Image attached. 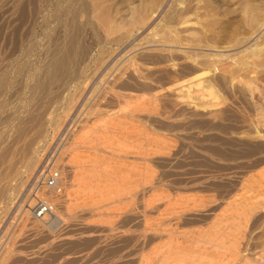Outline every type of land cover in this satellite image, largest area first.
Returning <instances> with one entry per match:
<instances>
[{"label":"rangeland","instance_id":"rangeland-1","mask_svg":"<svg viewBox=\"0 0 264 264\" xmlns=\"http://www.w3.org/2000/svg\"><path fill=\"white\" fill-rule=\"evenodd\" d=\"M15 1L0 0V264L221 262L197 249L211 238L199 232L212 217L213 183L229 182L247 158L213 154L210 146L227 151V144H220L225 139L216 135L229 137L234 150L243 146L236 144L247 111L243 72L233 86L222 81L228 76V56L241 55L236 52L248 42L245 5L251 3L258 11L264 0H123L116 10L113 4L104 7L108 22L81 13L84 29L77 54L83 57L77 55L71 65L75 72L46 85L20 72L24 50L29 48L31 62L45 55L54 38H63L67 20H56L61 8L79 6L75 0ZM140 7L144 21L137 20ZM260 30L262 35L264 24ZM165 44L174 45L169 52L178 58L177 70L161 59L168 53L162 50ZM189 54L220 58L215 66L219 91L191 92L195 104L208 105L203 111L166 89L158 91L160 84L190 74L179 75L190 68ZM131 58L135 62L128 66ZM142 60L150 64L142 65ZM28 68L35 73L34 65ZM146 81L156 87L141 95L138 89ZM34 157L39 159L27 175ZM50 158L56 161L59 190L39 194L55 203L53 215L45 219L32 215L27 190L31 177ZM241 198L264 206V192ZM202 213L209 216L205 223L199 221Z\"/></svg>","mask_w":264,"mask_h":264},{"label":"bare ground","instance_id":"bare-ground-1","mask_svg":"<svg viewBox=\"0 0 264 264\" xmlns=\"http://www.w3.org/2000/svg\"><path fill=\"white\" fill-rule=\"evenodd\" d=\"M18 1L23 2L25 0H17V2ZM75 1L77 5L81 8L77 7L73 9L72 6L63 7V8H61L59 5L56 6V8H59V7L61 8V14L59 17H56V20H59V19L67 20V22L63 25L64 29L63 30L60 29L61 31H63V34H62L63 38L61 36H60L61 39H58V37L56 39L54 38V40H52L48 48L45 49L46 50V52L44 51L45 55L43 56L41 55L36 60L34 59V62H31L30 58L28 57L29 48L27 47L28 49L24 50L25 51L24 58L21 63L20 72L25 73V75H28V76L32 75L37 80V83L39 84L45 83L46 85L48 80L51 83L52 81L54 83V81L63 79L65 75L67 76L68 73L71 72L72 70L70 69L71 65L74 64L77 58L76 56L78 55L77 53H79V50L82 46L80 44V41L82 40V37H80V34L83 33L84 28H83V25L79 22V17L81 13H85L88 17L95 16L96 18H99L102 21L108 22L110 20H107L108 14L106 13V10L104 7H106L109 4H113V6H116L114 8L116 10L118 8L117 6H119L120 3L123 2V0H75ZM247 2L249 3V1ZM152 3L154 4L153 0H152ZM151 6L153 7V5ZM253 6L254 5H252L251 3H249L247 6L245 5V11H244L249 21V28L247 31V35L245 36L246 41L248 42L245 48L236 52V53L242 52L241 55H237V56L229 55L228 56L229 58V59L227 58L229 60L228 65H227L228 66L227 68L228 76L225 77L226 78L224 79L225 82L222 81L223 84L224 83L226 84L224 86H227V84L229 86H233V84L236 82V81L234 82V80L239 77L238 75L240 74V71H241V74L243 72L242 82L248 94L247 101L245 102L246 107L244 104V107L245 109L247 108V111L246 113H244L245 116L243 115L245 118L244 119L242 118L243 120L242 123H244V126L243 124L242 126L244 127V130H241L242 133H240L242 134V139L238 138V140L240 139V141L237 142L235 140L237 142L236 143L233 139H231L236 144L241 142L243 146L240 145L242 146L241 148L239 146V149L234 150L232 147H229V145L231 146L233 144L231 143V141H229L228 139L229 137L227 136L220 137L218 135H216L218 139H225V140H222L220 144L223 145V143L225 142L227 144L225 148L227 151L223 150L220 145L210 146V151L213 154L216 152L218 155H221V156L225 155L227 158H234L236 156L234 155V153L236 154L240 153L243 157L247 158L245 159L246 162L242 164L239 163L240 165H238L237 168L240 170L235 171L236 174L234 175V178L231 179L229 182L222 183V182L216 181L213 183L214 187L216 188V194H214V196L212 197L213 204L208 209L210 210L209 215H212V217L210 221L208 222L206 229H204L205 227L200 228V232H199L200 236H206L208 234H211V238L206 241L205 239H202V241H205V244L200 245V247H198L197 249H200L199 251L201 252V254H204L205 256L208 255L207 257H210L212 255L211 256L212 258L214 259L217 258L218 260H221V262L219 261L218 264L219 263H223V264H264V214H256V212L258 213L260 209H264V206H261L256 201H250V200H247L246 198H241V197H244L246 193L260 194L264 192V32H262V35H259V33L261 32L260 27L264 24V7L262 8V5H259L261 7L259 8V10L261 11L259 10L255 11L254 10L255 6L254 8ZM144 7H140L138 9L136 13L137 20L141 19V17L145 14ZM149 7H147L146 13L148 12V9L151 8ZM22 9H25V6ZM24 13L25 12L22 13V16L25 17ZM147 15L152 16L153 15L152 11H151V14L148 12ZM62 16H65V18H62ZM145 18H142L141 20L144 21ZM149 19L150 17H148V20ZM56 28L57 26H55V29ZM149 30L153 31L152 28ZM135 31H134V34H135ZM16 35L17 33L14 34V36ZM17 36L20 37V35H17ZM259 38L261 39L259 40ZM44 45L47 46V44H44ZM164 46H167V48L165 47L162 50L167 51L168 53L166 55L161 56L162 61H166L164 62V64H167L165 66L167 67L170 66L169 68L172 69V71H174L175 69L177 70L180 64L177 61L178 58L173 56L169 52L170 51L169 48H172L174 45L165 44ZM44 48L42 50H44ZM189 55L190 56L186 58H188V61L190 62V68L187 71L182 70L179 73V75L185 77L188 73L190 74L186 78L179 80L177 82L170 81L169 84L166 86L163 84H160L158 86L159 87L158 91H160L161 89L163 90L166 89L168 90V93L177 95L178 98L183 99V101L187 105L193 106L196 110L203 111L202 109H205L206 107H208V105H204L201 103H199V105L195 104L193 99H195L196 97H194L193 96L194 94H191V92L192 91L194 92L205 91L207 93H211L212 91L213 92L219 91V88L217 86H221L222 83L219 81L220 79L217 80L216 78L215 72L217 71L215 70L217 69V67L215 66L217 62H220V58L217 57L216 55L207 56L206 54L194 55V56H192L191 54ZM81 57H79L78 55L79 60L81 59ZM142 59L145 60L148 58L146 57ZM143 60L142 62H140V64L142 65L150 64L149 61H143ZM132 61H134L133 58L129 59L128 66H130ZM197 63H200V65L195 66V64ZM32 65H34L33 72L35 73H32L30 69L28 68ZM146 67L147 66H145L144 68ZM107 69L105 71L101 70V73L98 74L100 75L99 80L102 81V79L105 77ZM72 71L75 72V69H73ZM67 77L66 79H68ZM106 79H108V77ZM219 82L221 83V85ZM39 84L37 85L39 86ZM116 85L122 86V83L117 82ZM34 86L36 87V85ZM125 87H128V86L125 85ZM155 87H156L155 85L150 86L148 82L146 81L140 84V88L138 89V91L141 93V95H147L151 91V89ZM38 88L40 89V87ZM109 89H111V86H109ZM255 91H257L258 98L254 101L253 98L255 95ZM260 98H263V101H262L260 108H258L256 107V105L258 101L260 100ZM188 100L191 101L190 103H193V104H190L189 102H187ZM253 105H255V108H253ZM236 126L237 128L240 127L238 125ZM221 132L224 133V132H227V130L221 129ZM235 143L234 145H236ZM39 157H34L30 161V163H28L27 168L25 170V172L27 171L26 172L27 175H29L28 172H30L35 166ZM216 166L221 167L222 164L216 163ZM37 167L39 169L40 166H37ZM2 173L1 175L4 176V174ZM25 177L27 176H24V178ZM27 182H29V180ZM17 187L18 186H16V188ZM12 190L13 189H11L10 191ZM16 191H15V194H17ZM10 193H14V190ZM47 196L43 195V199L48 200L46 198H48L49 196L48 197ZM19 197L21 196L19 195ZM199 198H200L199 206L201 208H204L206 206L205 196L202 193H200ZM238 198H241V199H238ZM51 202L54 203L52 200ZM211 210L215 212L212 214ZM55 216L56 215L52 216V219ZM200 218H201L199 220L200 223H205V220L209 218V216H207L205 213L204 214L202 213L200 214ZM250 218H253V219L249 220ZM248 221H251L249 225H248ZM247 226H248V229H247ZM246 229L248 231H246ZM253 229H259V230L256 231V233L252 235L251 232H253ZM225 258L228 259L226 262L224 261Z\"/></svg>","mask_w":264,"mask_h":264},{"label":"built area","instance_id":"built-area-1","mask_svg":"<svg viewBox=\"0 0 264 264\" xmlns=\"http://www.w3.org/2000/svg\"><path fill=\"white\" fill-rule=\"evenodd\" d=\"M48 161L49 159L31 178L27 190L31 202L30 211L34 217L38 218L50 217L54 213L53 204L49 200H44L39 194H44L50 189L59 190V172L53 167L54 160L50 158Z\"/></svg>","mask_w":264,"mask_h":264}]
</instances>
